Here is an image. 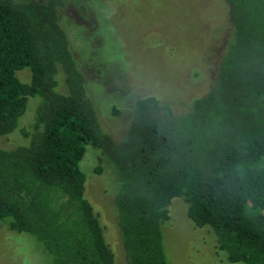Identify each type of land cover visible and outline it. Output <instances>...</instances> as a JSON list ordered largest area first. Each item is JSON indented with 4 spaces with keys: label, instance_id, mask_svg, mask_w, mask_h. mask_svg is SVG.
<instances>
[{
    "label": "trees",
    "instance_id": "1",
    "mask_svg": "<svg viewBox=\"0 0 264 264\" xmlns=\"http://www.w3.org/2000/svg\"><path fill=\"white\" fill-rule=\"evenodd\" d=\"M230 35L213 85L175 113L137 98L108 135L65 30L64 0H0V136L38 97L27 139L0 147V222L35 238L52 264H114L84 194L90 146L114 172L112 207L127 264H170L161 225L175 197L228 262L264 264V0H226ZM29 71L27 81L17 72Z\"/></svg>",
    "mask_w": 264,
    "mask_h": 264
},
{
    "label": "rangeland",
    "instance_id": "2",
    "mask_svg": "<svg viewBox=\"0 0 264 264\" xmlns=\"http://www.w3.org/2000/svg\"><path fill=\"white\" fill-rule=\"evenodd\" d=\"M227 12L226 0H64L59 22L99 121L112 139L124 136L139 97L155 95L181 113L208 92L230 35ZM17 75L27 81L29 71ZM38 100L29 98L17 128L0 136V147L26 143L22 130L30 128ZM99 155L87 146L80 161L84 194L104 227L114 264H127L112 207L114 172L107 162L95 172ZM168 214L161 233L170 264H244L225 259L212 230L189 219L182 198L171 200ZM0 264L52 262L33 236L0 222Z\"/></svg>",
    "mask_w": 264,
    "mask_h": 264
}]
</instances>
